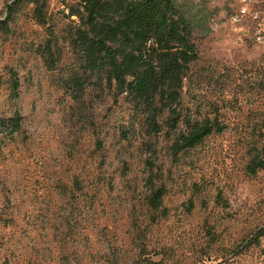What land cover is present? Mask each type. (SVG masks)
Returning <instances> with one entry per match:
<instances>
[{
    "label": "rangeland",
    "instance_id": "rangeland-1",
    "mask_svg": "<svg viewBox=\"0 0 264 264\" xmlns=\"http://www.w3.org/2000/svg\"><path fill=\"white\" fill-rule=\"evenodd\" d=\"M11 1L0 0V20ZM179 3L199 55L183 114L224 130L177 157L182 122L170 128L164 114L162 130L148 135L108 89L73 97L66 80L78 68L69 43L78 0H49L46 26L29 5L9 32L0 28V114L19 112L24 128L0 155V264H264V169L248 171L264 147V44L254 38L264 0ZM50 33L61 52L54 70L37 53ZM148 160L167 188L156 220Z\"/></svg>",
    "mask_w": 264,
    "mask_h": 264
},
{
    "label": "trees",
    "instance_id": "trees-1",
    "mask_svg": "<svg viewBox=\"0 0 264 264\" xmlns=\"http://www.w3.org/2000/svg\"><path fill=\"white\" fill-rule=\"evenodd\" d=\"M49 0H12L5 5V16L0 28L10 31L24 9L32 6V17L41 25L48 24ZM71 16L78 24L69 34V43L76 56L77 67L70 69L66 83L71 86L74 98L81 100L86 89L94 86L108 89L115 101L124 99L132 105L133 123L142 121L148 135L158 134L164 114L170 128H180L171 146L174 157L201 144L212 133L224 130L218 121L210 118L193 120L183 114V91L189 78L192 62L198 59L193 41L192 22L182 9L179 0H78L71 6ZM41 42L37 53L49 70L58 67L61 52L52 34ZM13 95H18L17 72L10 70ZM131 129H122L126 136ZM23 116L19 112L0 114V155L7 138L21 134ZM102 145V142L99 141ZM147 183L150 193L147 204L152 220L163 209L167 193L165 185L156 184L159 176L154 161ZM264 169V147L248 165L256 174ZM79 181L75 185L79 186Z\"/></svg>",
    "mask_w": 264,
    "mask_h": 264
},
{
    "label": "built area",
    "instance_id": "built-area-1",
    "mask_svg": "<svg viewBox=\"0 0 264 264\" xmlns=\"http://www.w3.org/2000/svg\"><path fill=\"white\" fill-rule=\"evenodd\" d=\"M249 0H243V2L246 4ZM248 13V8L245 6L244 8H242L238 14H236L235 16H233V20L235 22H240L242 17H244L246 14ZM256 19V16L255 18ZM254 38L256 39V41L260 44H264V23L263 22H259L258 26L256 27V31L254 34Z\"/></svg>",
    "mask_w": 264,
    "mask_h": 264
}]
</instances>
